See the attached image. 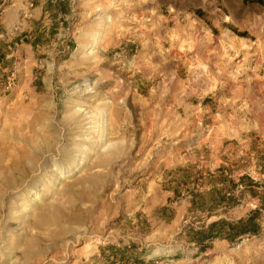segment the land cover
I'll list each match as a JSON object with an SVG mask.
<instances>
[{
	"label": "rangeland",
	"instance_id": "374dc122",
	"mask_svg": "<svg viewBox=\"0 0 264 264\" xmlns=\"http://www.w3.org/2000/svg\"><path fill=\"white\" fill-rule=\"evenodd\" d=\"M219 1L221 88L177 53L201 0H0V264H264V0Z\"/></svg>",
	"mask_w": 264,
	"mask_h": 264
},
{
	"label": "crops",
	"instance_id": "0c3cea01",
	"mask_svg": "<svg viewBox=\"0 0 264 264\" xmlns=\"http://www.w3.org/2000/svg\"><path fill=\"white\" fill-rule=\"evenodd\" d=\"M201 3L200 16L185 17L178 22L180 28L176 36L178 43L182 40V44L177 53L181 64L186 68L190 64L198 65L197 69L207 74L199 80H205L213 87L241 84V78H233L234 71L241 72V69L238 71L241 66L231 58L247 43L246 37L239 32L245 31L243 24L248 20V7L244 3H223L219 0H201ZM43 9V6H34L30 14L39 19L42 14H47V10ZM17 13H12L13 20L10 24L6 21V26L13 25ZM195 49H200L207 60L200 58Z\"/></svg>",
	"mask_w": 264,
	"mask_h": 264
},
{
	"label": "trees",
	"instance_id": "16d2710c",
	"mask_svg": "<svg viewBox=\"0 0 264 264\" xmlns=\"http://www.w3.org/2000/svg\"><path fill=\"white\" fill-rule=\"evenodd\" d=\"M253 219L252 218H249L247 221H245L244 223H239L237 226L238 227H242L241 229H239L238 231H236V234H242V233H246V232H254L256 231V227H253L252 224H253ZM220 222L222 221H217V222H213L211 224V226H216L217 224H219ZM232 227L234 226L233 224H231Z\"/></svg>",
	"mask_w": 264,
	"mask_h": 264
}]
</instances>
